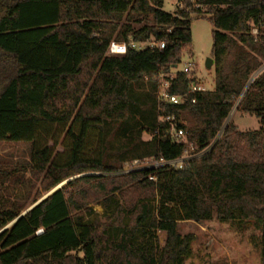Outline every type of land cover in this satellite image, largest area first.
I'll return each instance as SVG.
<instances>
[{"label": "trees", "instance_id": "trees-1", "mask_svg": "<svg viewBox=\"0 0 264 264\" xmlns=\"http://www.w3.org/2000/svg\"><path fill=\"white\" fill-rule=\"evenodd\" d=\"M178 2L167 13L162 0H0V142L27 144L29 173L0 162V264H183L194 236L177 221L212 216L253 221L264 264V0ZM192 15L213 27L214 87L194 95L193 74L174 68ZM111 41L164 46L107 55ZM172 72L179 105L155 93L158 74ZM235 103L262 126L226 122ZM166 115L208 150L181 167L124 172L133 160L181 156Z\"/></svg>", "mask_w": 264, "mask_h": 264}, {"label": "rangeland", "instance_id": "rangeland-1", "mask_svg": "<svg viewBox=\"0 0 264 264\" xmlns=\"http://www.w3.org/2000/svg\"><path fill=\"white\" fill-rule=\"evenodd\" d=\"M178 6V0H162L161 9L167 13H173ZM212 29L207 17L191 16V43L189 48L182 50L181 60L175 67L176 70H181L185 63H191L189 74L192 73L205 90H212L214 87L213 67L207 68L205 65L206 60L212 57ZM253 30L256 32V29ZM253 30L251 32L255 34ZM226 122L234 125L239 131L255 130L262 126L255 116L236 110V103ZM142 137L147 139L149 134L144 132ZM65 144L66 140L62 133L58 136L55 150L62 152ZM95 145V135L90 134L87 147L92 153ZM27 147V144L22 142H0V162L4 165L11 161L17 168H25V171H19L24 178L29 176L26 164ZM11 195L13 199H22L23 184H16L11 189ZM88 206L99 215L103 212L99 203L91 202ZM177 225L181 235L191 233L194 236L191 242V253L185 258L183 264H261V235L253 221H219L212 216L211 219L202 222L178 220ZM157 236L162 242L164 233L158 231Z\"/></svg>", "mask_w": 264, "mask_h": 264}, {"label": "built area", "instance_id": "built-area-1", "mask_svg": "<svg viewBox=\"0 0 264 264\" xmlns=\"http://www.w3.org/2000/svg\"><path fill=\"white\" fill-rule=\"evenodd\" d=\"M253 32H255V30H253ZM153 44H155L158 48H162L164 46L163 41H158V42L150 41V42H143L140 44H135L132 41H129L127 43L126 42L111 41L108 44L106 54L107 55H122L126 52V50L129 46H135L138 49H142L145 46H148V45L151 46ZM191 66H192L191 63H185L182 66L181 71L184 73H187L189 76V73L191 71ZM172 76H173V73H170V74L159 73L157 76L159 81H158L155 93H156V96H157L159 103L179 105L183 102L181 96L176 95V94H171L168 92V84L169 83H168V79H166V78H171ZM204 91H206V90L200 83H198L197 81L196 82L191 81L189 83L187 93L194 95L196 93L204 92ZM192 102H194V98L192 99ZM162 119L164 121H166L168 124L167 133H168L170 139L172 140V142H175L178 144H183V151H182L181 156L174 159V160L164 161L162 159H159V161H155V162H151V163H148V162L144 163V162H141L140 160H133V161L126 164L124 172H128V171L134 170V169H138V168H141L142 166L157 167L160 165H170V166H174V167H181L184 164V162H186L190 159H193V158H197V157L201 156L202 154H204L208 150L209 146L200 149L195 142L187 141L185 138V134H184L183 129L180 128L179 126H177L175 119H174V116L166 115ZM218 136H216V137H218ZM215 139H214V141H215ZM40 231L41 230H39L38 232H40Z\"/></svg>", "mask_w": 264, "mask_h": 264}, {"label": "water", "instance_id": "water-1", "mask_svg": "<svg viewBox=\"0 0 264 264\" xmlns=\"http://www.w3.org/2000/svg\"><path fill=\"white\" fill-rule=\"evenodd\" d=\"M205 65H206L207 68H211L212 65H213V59H212V58L207 59ZM175 67H176V65H174V68H175ZM259 71H260V70H258V72H259ZM64 182H65V181H63L62 183H64ZM62 183H60L57 187H60V185H61ZM49 193H50V192H49ZM49 193H47V194H49ZM47 194H46V195H47ZM46 195H45V196H46ZM45 196H43V197H45ZM43 197H42V198H43ZM42 198H41V199H42ZM41 199H40V200H41ZM40 200H38L37 202H39ZM37 202H36V203H37ZM36 203H34L33 205H35ZM33 205H32V206H33ZM32 206H31V207H32ZM31 207H30V208H31ZM28 209H29V208H28Z\"/></svg>", "mask_w": 264, "mask_h": 264}]
</instances>
